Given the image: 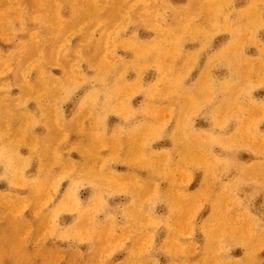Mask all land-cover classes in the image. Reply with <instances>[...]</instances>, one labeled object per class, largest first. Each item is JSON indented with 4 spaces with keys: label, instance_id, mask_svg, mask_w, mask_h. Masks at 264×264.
Wrapping results in <instances>:
<instances>
[{
    "label": "rangeland",
    "instance_id": "obj_1",
    "mask_svg": "<svg viewBox=\"0 0 264 264\" xmlns=\"http://www.w3.org/2000/svg\"><path fill=\"white\" fill-rule=\"evenodd\" d=\"M0 264H264V0H0Z\"/></svg>",
    "mask_w": 264,
    "mask_h": 264
}]
</instances>
